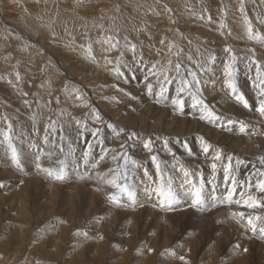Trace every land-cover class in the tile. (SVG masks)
I'll list each match as a JSON object with an SVG mask.
<instances>
[{"label":"rangeland","instance_id":"374dc122","mask_svg":"<svg viewBox=\"0 0 264 264\" xmlns=\"http://www.w3.org/2000/svg\"><path fill=\"white\" fill-rule=\"evenodd\" d=\"M187 1H191L193 4V2L197 1V0H187ZM199 1L200 0H198V2ZM206 1L207 0H201L200 4L204 3ZM249 1L253 6H257V7L254 8L253 6L252 7L246 6V7H248V9H247V12H245V13L247 14L248 18L250 17L249 19H251V21H252L253 28H256L255 29L256 31H259L260 33L264 34V32H263L264 30H262V29H264V23L260 22L261 20H264V0H260V1L259 0H249ZM55 2L48 3V5L53 4V6H54L55 4H57V11L58 12L56 13V15L54 14L53 17L56 18V21L59 24L63 18V17H60L61 18V20H60L59 16L63 15V8L62 7H64L65 3L63 1H55ZM72 2L79 4L77 0H73ZM83 2L85 4H89V5L92 3L90 6L96 4V6H95L96 8H100L99 5L103 6L106 4V1H104V0H89L90 3L88 2V0H83ZM141 4L143 6V3H141ZM32 5H33L34 10H37V11L39 10L38 3L32 4ZM48 5L43 4L44 9L47 10L48 9L47 7H49ZM61 5H62V7H61ZM206 5H208V4H206ZM206 5H204L202 7V9L206 8L208 10L210 8V7H208L209 5L208 6H206ZM223 6H226L227 9L229 7V5L225 4V3L223 4ZM214 7L216 9L219 8V6L215 5V4H214ZM20 10H23V9H20ZM42 10H43V8H42ZM18 12H19V10H17L16 13H18ZM39 13L40 12H37V14H39ZM86 13H88L91 16L94 13V15H93L94 17H95V14L96 15L99 14L97 11L96 12L91 11L90 13L89 12H86ZM79 17L80 16H76L77 21L82 22V20H80ZM2 19H4V18L0 15V22L1 23L3 22V24H5V26H6L7 22L2 20ZM228 20H229V18H228ZM14 24L17 25V23H15V22H14ZM260 27H262L261 30H260ZM79 30H83V28L82 29L79 28ZM67 31H68L67 22H63L61 32L57 31V37L60 38V34L63 32L65 37L67 38ZM69 33H71V32H69ZM71 34H73V33H71ZM209 34L215 35L213 33H209ZM4 35L5 36L0 37V51H4V54L6 56L5 60L12 63L11 64V70L12 71L9 70L7 73V76L9 77V72H10V74L12 76V77L11 76L10 77L13 78V79H11V78L8 79L6 77V79L8 81L5 79L0 80V88H1L0 89V91H1L0 95H3L0 97V117H2V119L5 118V120L4 119L3 120H4V125H5L6 129H4V130L6 131L8 124L11 123L12 129H13L12 135L14 134L13 135L14 139H15V137H17L20 134L19 139H20V137H23L24 139L28 140L27 142L25 140L27 145L30 141L29 145H31V146L34 145L33 147H35V150L38 149V150H36V152L40 151L38 155H39V157L40 156L42 157V158L40 157V159L43 163H44V161H43L44 155L42 156L41 152H42V149H44V148H46L47 153H54L58 158L60 156L59 160L55 161L53 159L51 163H48V166L49 167L51 166L50 169L54 173L56 171H58L61 167V165L58 162L63 160V161H65L64 170L66 172V175L71 174L70 172H73V177H75L73 179V181L70 180V177L66 181L62 180L63 182L68 183V185H66V184L57 185L53 181H59V180H56L54 178L49 179V177L46 179V178L42 177L41 173L38 174L37 166L36 165L34 166L32 163H30L31 160L29 158H27V152H26L24 146L22 145V148L20 149V146H18V142L15 143L17 139L13 140L15 146H17L16 148H17L18 152L20 153V155H22L20 157L22 166H24L25 168H28V170L26 169L25 173L31 172V173L35 174V177L30 178L29 180H26L27 179L26 174L19 175L18 179H20L22 181L19 182L16 185V187H13L14 190L10 191V193L15 194L17 196V200L14 201V203H13L14 205L20 202V205H23L24 207H26L25 211H28V219L32 223L28 224V222L26 223L24 221H21V223H18L20 225L17 224V228L16 227L11 228L9 226H6V224L9 223V221H6V219L2 220V217L0 216V220H2L1 222L3 224V225L2 224L0 225V231L2 230L1 232H5L6 234H9V236H11L15 232H17V231L13 232V230H11V229L17 230V229L21 228V230H22V228L24 227L22 231L26 233L29 231V229L32 230L34 233L33 237H35V238H33L30 242L27 243V245H28L27 247H25L24 249L23 248L20 249L21 251H19V249L16 250L15 246L17 244H14L13 246L9 247V249L7 251H4L6 249L0 250V255L4 253L3 254L4 256H2V258L6 257V261H5L6 263L5 264H24L25 259L27 258L26 254L29 252L30 247L31 246L33 247L35 243H40V241L39 242H37V241L39 239H41V237H42V239H44V241L50 242V240H53L54 238L57 239V241H58L59 240L58 238H59V236L61 234V230H62L61 229L60 232H58L59 231L58 227L60 226L59 224H60L61 218H63L61 220H64L63 226L72 227L71 228L72 232H70V235L72 238L70 241L72 242L73 240L74 241L76 239L77 240L75 241L76 243L73 242L74 244H72L71 242L70 243L73 246L75 245L76 248H74V251H66V250L62 251V252H52L51 251L52 254H49L47 252V250L49 249L47 246L44 248L35 247V248H33V251L31 252V254H33V256H31V257H32V260L36 262L35 264H38V263L39 264H88L91 256L89 254H86V251H87L86 249L80 250L85 243H86V246L94 245L95 243L100 242L102 237H105V235L111 234L110 238L113 242L111 243L110 247L112 248L114 245H117V243L120 245L121 239L119 238L118 234H113L111 232L112 229L126 231L125 233H123L121 235V236H125V237H128V231L131 230L132 238H134V234H136L137 240L146 236L150 232H151L152 237L154 238V243L156 244V246L153 249L154 252L150 253L147 251V249H145L143 247H138L137 249L139 251H137V249H136L135 250L136 254H134V256H135L134 261L135 262L132 260L129 264H144V261H146L148 257L155 260L156 264H177V262L175 261V259H176L175 254L176 253H175V251L172 252V249L176 245L177 246H187L188 248L190 247V250L192 251V254H193V260H191L192 264H209V263H212L209 255H213V256L218 257V259L213 264H220L218 261L220 258L222 260H224L225 264H264V239L260 238V234H259V228L264 227V219L256 222L257 223V232L253 233L251 231V228L247 226V220L246 219H242L239 215H236L235 217L233 216L234 213L243 212L245 214V217H247L248 215H260L261 217H264V210H260V209L253 210V209H248V208L244 207L243 204L227 203L226 202L227 197H228L229 192L232 189V185H231L230 181L228 183H225V181H224V167L228 162L227 158L232 157L234 175L238 181L244 182L243 184L237 186L236 193L233 195V200L234 201L238 200V199H240V195H239L240 192L245 190V186L248 182V178L252 177V182L255 183V180L257 179V174L259 172H264L262 169H260V168H262L261 166H258L254 162L241 159L236 155L233 157V155L231 153L228 155L227 153H225V150L223 148L219 149V150L215 149V147L213 146V143H211V142L208 143V142L203 141L201 139V135L199 136V139L197 141L198 144H196V142L194 143V141L191 138H187L186 137L187 135L179 136L180 138H177L174 136L172 137V135H165L168 139L170 138L168 140V143L172 142V140H177L176 143L179 146V148L181 149V150H179L181 153H179L178 155H182L184 157H187L190 162H196V163L202 164L201 167H195L192 164H188L190 166H188V168H186L189 170V172L193 173L192 179L195 181L197 186H199V182H200L199 172H202V174H203L204 188H205V189L203 188V191H202L203 203H202V205L199 206V208L196 209V208L190 206V203H191L190 201H187L186 194H187V196H189V195L192 196L191 192L185 190L188 186L185 185L184 188H182V189L179 188L180 187L179 184H181L183 182V172L178 171V169H177V172L175 171L176 168L173 167V165H175V158L173 160H171L173 156L168 155L166 153L167 151L164 150V148H163L164 145H162V144H164L163 142H164V140L166 141L167 138L163 140L159 136L156 137L154 135V133H148L145 131H136V130H134V127L131 124L126 125L125 123L120 124V122H119L118 113H120V115L122 114L119 117L120 119H121V117H123V119H125V117L128 116V115H126V111L124 110L126 108L127 109L130 108V111H131L130 114L133 113V115L139 116V118H140V113H142V112H141V110L138 111L139 108L149 107L148 109L150 110L152 107V109H155V110L160 111V112H164V111L166 112L167 111L166 114L168 115V117H170L171 119H174V120L179 119L181 123H183L187 120H189V122H191V123H198L197 121H199V119H200L199 117L203 113H200V114L198 113L199 110H201L200 105L194 106V104L193 105L188 104V102H193L192 101L193 97L191 95H189L187 93L183 94L184 95V96H182L183 101H184L183 110H179V109L175 108V106L172 104V100L175 98V97L172 98L174 93H175L173 86L176 85L178 87L179 76H185L187 74L186 70L189 69L190 67H192V64H195L194 59H191L192 61L189 60V58H187L185 60V59H181L180 55L178 56L177 61L179 63L183 64L182 69L180 70L179 76H178L177 72L175 71L174 67H173L174 69L169 68V65L167 62L164 63L162 67L160 66V68H158L156 66L155 70H156V72H159V74L155 75V78L153 77L154 78L153 79L151 75H150L151 77H148L145 69L143 68V66H144L143 65V63H144L143 58L141 56L137 57L133 54V53H137V47H136L135 52H133L131 50V47H125V43H122V41L119 40L121 43V44L120 43L118 44V45H120V48H118V47L116 48V53L119 54L118 58L113 59L110 57L111 59L109 60V65L107 66V63H106V65L103 68L100 65H97L96 68H93V67L92 68H93L94 72L96 71L95 72L96 74H98L100 76L102 75L104 77V79L107 78L106 83L107 82L113 83V80H116V78L118 80L121 79L120 80L121 83H117L115 85L113 83L110 86L107 85L108 90H106L107 86H105L99 82H98V84L96 82H92V83L87 82V84L83 83L84 81H87V78H88V76L85 77L84 71L88 70L87 68H89L91 66V64L90 63H88V64L84 63V65H83L81 63L82 59H80L79 57H77V58H79V59H77L76 56H73V57H71V61L79 64V65L77 64L78 66L75 65L76 69L74 68L73 70H75V71L77 70L76 72L80 76L79 78H76L77 80H79V82H77V85L74 88L75 96H73L72 94L68 95L66 90H62V88H63L62 86H64V85L60 84L63 81L65 83H67L65 81V79H66L65 71L62 72V80L60 78H58V81H59L58 84L54 83L53 80L47 81V79H48V77L46 76L47 72H45L43 68L37 72V76L35 78L27 79L28 76L33 75L34 73L33 72L27 73L25 70V67L22 70L20 66H17L18 65L17 61H19V59H17L18 58L17 56H22L21 47H18L17 44H14V42H13L14 40L12 41V40L8 39L7 33H5ZM210 35H205V36L211 37ZM226 35L228 36L229 40L234 45L231 48V53L225 52V51H222V52L216 51L215 56H217L216 57L217 59L214 63L215 66H214V64H211V66H213V67L210 66L211 71H204V72L196 71L200 80H201L202 92L199 95L201 96V98L203 97V100L205 99L204 101L207 100L209 107L212 108L214 111H216L217 114L219 113L218 115L221 117V120L216 122L218 124L211 123V126H216V127H219L220 129H224V130H227L228 132H231V129L232 130L240 129V123L241 122H243V123L246 122L245 124L246 125L248 124L247 125V131L244 133L240 132V134H238L236 136H239V138H241L242 140L245 141V138H242V137H250L252 139L253 135H251V134L254 133L256 130H259L260 135L263 136V138H264V117H262L259 114V112L256 111V108L258 107V100L260 99V97L258 96V89L255 87V83L257 82V79H256L257 74L255 71V69L257 68V64L253 62L254 60L258 61V59H257L258 54L260 55V57H264V55H263L264 54V42L253 41L254 43L253 42L250 43L252 50H247L246 48L241 50L239 47H235V46H239L238 44L243 45L244 42L235 40L234 36L231 35V32L229 34V31H227V30H225V36ZM42 36L43 35L40 34L39 37H37V39H39V41H40L41 38H43L41 41L45 42L44 39L45 40H47V39L45 37H42ZM95 36L96 35L92 36L93 39L89 38L88 40L85 41L87 44L89 43V45L86 46L87 53L84 51L83 55L79 54L78 56L84 57V54H85L86 55L85 58H87L93 62H100L99 60L101 57L106 58L105 50L110 49V47L107 44H105V45L102 44V42L99 40L101 37V36H99V34H97L96 37ZM205 36L202 40L209 41L211 39V38L206 39ZM19 37L22 39L21 36H19ZM54 37L56 38V36H54ZM215 37H216V35L214 36V38ZM14 38L16 40V36ZM24 38L28 41L31 40V39L29 40L28 37H24ZM122 38H124V39L132 38V40H135V39H133L134 37H131V35H129V34L123 35ZM192 38L195 40H199L198 37H192ZM217 38L219 40V43L223 40L222 35L217 36ZM90 40L92 42H90ZM96 41H99L100 44H97ZM60 43H65V41L63 40ZM50 44H51L50 40L45 42L46 47L53 49V51L57 50V48L52 47ZM251 44H253L254 46L256 45L257 49H256V46L254 47ZM89 46L91 47V50H92L91 54L88 51ZM208 46H209L208 47L209 48L208 53H210V48H212V47L210 45H208ZM254 50L259 52L255 56L252 55ZM63 51H66L63 54L67 53V50H60L61 53ZM126 52H128L127 53L128 55L126 54ZM242 52L245 53V55ZM260 52L262 55L260 54ZM179 53L180 52H177V54H179ZM248 53H250L251 56H248L247 55ZM233 54L235 56L237 55L235 67L237 69L236 77L238 79L235 78L236 83H239V82L243 83V85L237 84V87L240 86L238 89L240 92H242L244 94V96L248 100L249 104L252 105V110L244 108L242 104L238 103L227 87L226 76H225L223 67H225V65H224L225 63H228L230 61L231 56ZM67 55H65V56H67ZM89 55H91L92 57L98 56L99 60L98 61L93 60L91 58V56H89ZM162 55H164V54H162ZM239 55H241V56H239ZM23 56H25V55L23 54ZM204 56H206L205 59L208 61V57H209L208 54H205ZM204 56H202V57H204ZM219 56H220V58H218ZM260 57H258V58H260ZM72 58L76 59V60H73ZM53 59L55 61L58 60L55 57H53ZM124 59H129V61H127V64L129 65L128 67L131 66L130 68H128L129 71H127L126 73H125L126 69L118 68L119 64ZM6 61H4V59L1 60V62H4V63H7ZM171 61H172V65L174 66L176 64V61H174L173 58L171 59ZM251 61H252V63H251ZM260 61H259V66H260V68H262V71H264V68H263L264 64L260 65V63H264V58H262ZM222 62H224V63H222ZM31 63H34V62H31ZM150 63H151V61H150ZM243 63H244V65H243ZM248 63L249 64L251 63L250 64L251 66H248L249 65ZM80 64H81V66H80ZM132 64H134V65H132ZM112 65L115 68L114 69L115 71L117 69H119L120 71L123 70L122 71L123 73H120L121 76H120V74L113 72L114 70L110 69V67ZM222 65H224V66H222ZM28 67L32 69V67L30 65H28ZM37 67H39V65ZM81 67L84 69H82ZM78 69H80V70H78ZM217 69H219V70H217ZM247 69H250V70L248 71ZM101 71L103 72L102 74H101ZM134 71H136V72H134ZM69 72L72 75H74L72 72V69L69 70ZM161 72H163V74L168 76L169 79L171 80V83H167L163 86L164 88L167 89V91H170L169 92L170 94H173V95H171V97L167 96V95H165L166 98H164V97L159 98V97H155V96L152 97L151 96V92L154 93V91L155 92H157V91L154 89L149 90L148 85L152 83L151 84L152 87H158V88L162 87L161 84L155 83L156 78L160 79V77H161L160 73ZM240 72L244 77L240 74ZM253 72H254V74H253ZM14 73H16V74H14ZM127 73H129V75ZM171 73H174V74H171ZM17 74H19V75L17 76ZM82 75H83V77H82ZM131 75H133L135 79L132 78ZM240 75L243 78H241ZM245 75H246V77H245ZM143 76H144V79H147V80L150 79V80L145 81V84L143 83L141 86V83H142L141 81L143 80ZM51 77H53V74H51ZM127 77L130 78V82L127 80ZM137 77L140 79H138ZM247 77H248V79H247ZM250 77H251V79H250ZM80 79H81V81H80ZM122 79L126 80L127 82L125 81L123 83ZM188 79H191V78L188 77ZM42 82H44V83H42ZM94 83L96 84L95 86H94ZM126 83H129V84L127 85ZM91 84H93V86H91ZM122 84H124V85H122ZM211 84H214V85L216 84L215 85L216 87H214L215 89H213V87L210 86ZM125 85L127 87H125ZM129 85L131 87H129ZM134 85H135V87H137L139 89V93H136L133 91ZM144 85H146V87H144ZM4 87L5 88L8 87V88L5 89ZM67 87L69 89H71V84L69 83V85ZM140 87H142V88H140ZM204 87H205V89H204ZM242 87H245V88H242ZM100 89H102L103 91ZM125 89H126V92H124ZM240 89H243V90H240ZM146 90H148V91H146ZM61 91H63V92H61ZM77 93L79 94V97H80L79 99H77ZM113 93H114V95H113ZM155 94H157V93H155ZM103 95H104V97H103ZM203 95H205V96H203ZM17 96H19V99L17 98ZM101 96H102V98H101ZM114 96H116V97H114ZM106 97H108L107 98L108 101H107ZM216 97H218V98H216ZM60 98H62V99H60ZM209 98H211V99H209ZM212 98H213V100H212ZM207 101L205 103H207ZM220 101L223 103H221ZM225 101L231 103L232 106L234 108L238 109L239 111L244 110L245 115L237 113V112L233 113L232 110H230L229 108H227L225 106ZM25 102H27V103H25ZM63 102H64V104H63ZM139 102L141 105H139ZM58 103H59V105H57ZM101 103L103 105H101ZM216 103H218V104H216ZM42 104L46 106L45 107V113L46 114L47 113L52 114V115L49 114V116L51 115L50 117L53 119L52 121H51L50 117H49V119H45L44 118L45 116L43 117L44 109H42L43 108ZM132 104H134V105L131 106ZM56 105L58 106L60 113L56 112V111H58V108H56L57 107ZM113 105L114 106L117 105V107L120 106L119 108H117L115 106L117 111H119V112H117L116 115H115V113H113L114 115L110 114L111 113L110 109L107 110L109 106L114 107ZM214 105L215 106L217 105L218 108H217V106L215 107ZM104 106L107 109H105ZM132 107H134V108H132ZM115 108H113V109H115ZM120 108H121V110H120ZM163 109H165V110H163ZM93 110H95V112L99 113V119L94 118L95 112ZM133 111H135V112H133ZM55 112L57 114H55ZM150 114H155V113L151 112ZM3 115H4V117H3ZM63 115L65 116L64 122H66V127H64V130L61 132V130H60L61 127L58 128L57 124H56V127L53 130L50 127V125H52L53 122L56 123V120L61 119V117H63ZM186 116H188V117H186ZM241 116L243 117V119L241 118ZM248 116L250 119H248ZM33 117H35V120L33 119ZM42 117L45 119V121ZM151 118L152 119L156 118V115H151ZM151 118L149 115L147 117V121H150ZM54 119H56V120H54ZM179 120H177V121H179ZM228 120H232L233 123L229 124ZM41 121H44V122H42L43 126L40 125ZM31 124L34 127H31L30 126ZM45 124H48V125H45ZM112 124H113V126H112ZM82 125H86V127H82ZM109 125H110V127H109L110 129L106 130ZM117 126L120 127L121 130H124L122 138H124L126 140V142H128V143L121 142L119 140H117V143H115L116 141L114 140L113 132H114L115 128H117ZM128 126H130V127H128ZM43 128H44V130L42 133L40 131H42ZM48 128H49L50 132L48 131ZM25 129H27V130H25ZM33 129H35V130H33ZM97 129H99V132L97 133L96 136H93L92 133ZM110 130L113 131V132H111V134L109 132ZM67 131H71V134L69 135L70 136L69 139H66L64 137L65 134L63 135V133H66ZM130 132H132V133L135 132V135H133ZM146 133H148V134H146ZM231 133H234V132H231ZM256 133H258V132H256ZM21 134H22V136H21ZM39 134H42V135L44 134L43 137L46 136V134H47L48 135L47 137L49 138V143L45 144V140H44L45 137L43 139L42 135H39ZM49 134H51V135H49ZM30 135H33L34 138L31 137L33 140L31 138H29ZM144 135H147V137L149 135L151 137L153 152L148 150L149 152L147 151V153H145L146 155H144L142 158H135V153L141 154V152H140L141 149L144 151L143 145L141 143L142 141L141 142L139 141L141 136H144ZM260 135H258V136L260 137V139H262ZM56 136H57V138H56ZM74 136L76 138H74ZM137 136H139V137H137ZM226 137L234 138L235 136L234 137L233 136H226ZM72 138L74 139V141ZM117 138L118 137H116V139ZM42 139L44 141H42ZM186 139L188 140V142L186 141ZM260 139L257 142H259ZM3 140L4 139L0 138V142H2ZM67 140H68V143H66ZM100 140H103L102 144L99 143ZM59 141H60V143H59ZM110 141H112V143ZM134 141H135V143H134ZM159 141H160L161 145L159 144ZM33 142L36 143V145ZM40 142H42L44 145H42ZM124 143H125V146H124ZM204 143H207L211 146L208 153H204V151H203ZM57 144H59V146H57ZM88 144H91L93 146V148H92V155L89 158V162H88V164L85 165V162H84L83 158H81V155H83V153L87 150ZM106 144H109V145L106 146ZM61 145L63 146L64 150L63 151L60 150L59 151L60 154L57 155V153L55 152L54 149H56V148L60 149ZM137 145L139 146V148L136 147ZM169 145H171V144H169ZM167 146H168V144H167ZM197 146H199V147H197ZM5 147H7L6 144H5V146H4V144H2L0 146V148H1L0 149V157H3V158L5 157L6 154H4L5 152H3L6 150V149H3ZM140 147H141V149H140ZM175 147H177V146H175ZM2 149H3V151H2ZM189 149L191 150V154L189 153ZM131 151H132V153H131ZM102 152H106L107 155L105 156V159L103 161H100L99 156L102 154ZM123 152H125V153H123ZM216 152H220L222 154V158L220 161H215L217 164V169L215 172H213L212 168L209 167L208 164L206 163L207 160L206 161L202 160V158H203L202 156L204 155V157H207V158H209L208 160H210V159H213ZM175 153H177V152H174V154ZM2 154H3V156H2ZM194 154H196V155H194ZM113 155H116L118 157V159L116 161H113L111 159V156H113ZM124 155H127L128 157H130L133 160L136 159L135 161L141 162V163L137 162V167L132 165L133 169H132L131 163H129V165H128V172H129V178H130L128 182L131 185L135 186L136 198H137V202L139 204L145 203V202H143L145 197L162 199L154 191V189L157 187L156 186L157 183L159 182V174L157 173V170H156V162H159L161 164V166H164L166 169H172V168L174 169V171L172 173H170L169 175L173 177V181H174L173 187L178 193L179 200L187 201L186 203H184V205L185 206L189 205L188 209L192 208L194 210V212L191 214H187V213H183V212L178 213L179 208L173 209L175 207V204H174L171 207L172 210H170V212H173V213L166 214V213H164V209H168V208L161 207V203H158V205H157L158 214L157 215H156V213L151 214V210H153V207H151V208L150 207H147V208L143 207V209H144L143 210L141 204L139 205V206H141V210L139 207V208H137V211L135 210V212H130V213H122L123 211L121 213L112 212V215L113 216L115 215V217H111L108 219H103L100 216L101 213H100V215H97L99 212H101V211H98L99 209L102 210V207L103 208L106 207L105 204L102 205V207H101L95 201L89 202L91 199L87 198L79 188H75V185L77 183H80V185H82V186L83 185L89 186L86 184L85 179L89 180L90 178H92V177H89V176H92V174L85 171V168L87 165L91 166V164L93 162H97V168H99V166H101V167L106 166L108 168V170L104 171L103 174L104 175L106 174L105 176H109L110 173L113 174V170H116L118 167H121V168L123 167V156ZM151 155L157 157L156 162H154L152 160ZM178 155H176V156H178ZM146 158H147V160H146ZM197 158H198V160H197ZM238 160L241 161V163H239L237 165L236 162ZM161 162H163L164 164ZM39 163L40 162H38V164ZM76 163L78 165H81L82 167H80V168L75 167ZM178 163H180V162H178ZM166 164H167V166H166ZM42 165H45V164H42ZM42 165H41V168H43ZM56 165H57V167H56ZM27 166H29V167H27ZM145 169H147L148 175L144 174ZM165 176H167V175H165ZM149 177H151V180L149 179ZM134 180H135V183H134ZM152 181H156V183H153ZM27 182L29 184L26 185ZM91 187L92 186H89V188H91ZM25 189H26V191H25ZM146 189L147 190L149 189L148 191L150 193L145 192ZM112 191H113L112 192L113 194H111L110 196L115 195L118 197V199H120L119 197L122 198L126 195V194L122 195L120 190L116 189V187H113ZM251 191L253 194L259 195V193H255V192H257L255 188H253ZM110 200L111 199L109 198L106 203L112 204L111 205L112 208H115L114 206H116V204H119L116 202H114V204H113V201L111 200L112 201V203H111ZM213 202H215V205H216L215 207H212ZM156 204H157V202H156ZM155 207H156V205H155ZM159 208H161V209H159ZM210 208L213 209V211H216L217 213L222 212L223 210H225V211L229 210V213H230L229 221L236 226L233 228L234 233L236 235H238V232H236L235 229H237V228L240 229L242 232V237L244 240H242L241 237H237L236 241L232 245H230L229 241L225 237H223L222 235L219 234L221 232L220 228H222V224L221 223L219 224L215 221V219H217L216 217L218 216V214H216L215 216H212V218L208 217L209 215H212L211 212H213V211H210L211 210ZM58 210H63L65 212V215H64V213H61L62 215L59 214L57 216V214L60 213V212H57ZM110 210H111V208L107 212H110ZM115 210H117V208H115ZM155 211H156V209H155ZM72 212H75L76 214L72 213ZM136 212H138L139 214L138 213L136 214ZM15 213L18 214L20 216V218H22L21 214H19L17 212H15ZM81 213L87 214L86 217L80 215ZM222 213H224V212H222ZM69 214H71L70 218H68ZM27 225L30 227H28ZM107 226H109L111 228H108ZM7 227L9 229L5 230V228H7ZM56 229H57V232H55ZM42 230L45 231V235L43 234ZM78 230L81 233L86 232L87 236L75 235V233ZM225 232H226V230H225ZM41 235H43V236H41ZM38 236H40V238H38ZM83 237H85V238H83ZM252 238H255V239H252ZM42 239H41V241H43ZM161 242L165 246H162L160 244ZM244 242L248 243L247 252L243 251L244 245L241 243H244ZM30 244H31V246H30ZM39 245H41V244H39ZM119 245L116 246V253H119L122 250L121 248H119ZM0 247H2V246L0 245ZM111 248H110V250H111ZM165 248L170 249L169 253L172 252L174 254H164V251L162 249H165ZM180 249H181V251L183 250L182 247ZM234 249H237V251H235ZM238 250H239V253H238ZM111 251H114V250H111ZM5 252H7V253H5ZM121 255H122V253H121ZM87 257H88V261L86 259ZM181 261H183V260H181ZM106 264H108L107 261H106ZM222 264H224V263H222Z\"/></svg>","mask_w":264,"mask_h":264},{"label":"bare ground","instance_id":"6f19581e","mask_svg":"<svg viewBox=\"0 0 264 264\" xmlns=\"http://www.w3.org/2000/svg\"><path fill=\"white\" fill-rule=\"evenodd\" d=\"M55 1H63L65 3L64 7H62V5H61V7L63 8V15H61L62 14L61 13L60 14L61 16H59V18L60 17H63V18H62V21L59 24L56 21V18L53 17L54 14L56 15V13L58 12L57 11V4H55L54 6H53V4L52 5H48V3H52V2H55ZM66 1L65 0H0V15L4 18L2 20H4V21L7 22L6 26H5V24H3V22L2 23L0 22V37L5 36L4 34L7 33L8 39H10L12 41L14 40L13 41L14 44H17L18 47H21L22 56H17L18 57L17 59H19V61H17L18 62V65L17 66H20L22 70L25 67V70H26L27 73H32V72L34 73L33 75L28 76L27 79H33V78H35L37 76V72L43 68L44 71L47 72L46 73V76L48 77L47 81H50V80L52 81L53 80L54 83H57L58 84L59 83L58 78H60L62 80V72L65 71V73H66V79H65V81L67 83H65L63 81L60 84H63L64 85V86H62L63 87L62 90H66L68 95L72 94L73 96H75L74 88L77 85V82H79V80H77L76 78H79L80 77L77 74V72H76L77 70L76 71L73 70L75 68V65L78 64V63H75V62L71 61V57H73V56H76V58L79 57L80 59H82V62L81 63L83 65H84V63H87V64L90 63L91 64V66L89 68H87L88 70H85L84 71L85 77L88 76V78H87V81H84L83 83H86L87 84V82H89V83L96 82L98 84V82H99V83H101V84H103L105 86H107V85L110 86L113 83H114V85L117 84V83H121V81H120L121 79L118 80L117 78H116V80H113V83L112 82H107L106 83L107 78L104 79V77L102 75L100 76V75H98V74L95 73L96 71L95 72L93 71V68H96L97 65H100L103 68L106 65V63H107V66L109 65V60L111 58H113V59L114 58L115 59L118 58L119 54L116 53V48L117 47L120 48V45H116L115 48H110V49L105 50L106 58L101 57L100 60H99V57L98 56L92 57L91 55H89V56H91V58L93 60H97V61L99 60L100 62H93V61L85 58V56H86L85 54H84V57L83 56H78L79 54H82L83 55L84 51L87 53L86 46L89 45V43L87 44L85 41L88 40L89 38H92L93 39L92 36H94V35L97 36V34H99V36H101L99 40L104 45L107 44V43H105V41L107 40L108 37H113L114 39H117L118 38L119 40L122 41V43H125V44L127 42L129 44V47H130L131 44H135L137 46V53H133V54L135 56H137V57H140L141 56L143 58V62H144L143 63V65H144L143 68L145 69L148 77H151L152 76V78L153 77L155 78V75H153V66L154 65H155V67L157 66L158 68H160V66L162 67L164 63H166V62L168 63L172 58L177 63L178 62L177 60H178V56L179 55L181 56V59H185L186 60L189 56H191L192 59H194L195 64H192V67L189 68V69H191L193 71H201V68L197 67V62H199L203 67H208V61L205 59L206 56H204L205 54H208V56L209 55H216V51L217 52L218 51L222 52V51H225V48H232V46H234L233 43L229 40L228 36L227 35L225 36V30H227V31L230 30L231 35L234 36L235 40L244 42L243 45L238 44L239 46H235V47H239L241 50H243L245 48L247 50H252L251 49V46H250V43L253 42V41H256V40H249L247 38L246 25H245V22H244V14L239 11V6H240V3H241V0H207L206 2L201 3V4H200V1L201 0L199 2H198V0L197 1H194L193 4H192L191 1H187V0L186 1L185 0H108V1L107 0H104V1H106V4L103 5V6H101V5L98 4L100 6V8H96L95 7L96 4L95 5H92V6H90L92 3L90 5L89 4H85L83 2V0H80L79 4H76L75 2H72L73 0H66ZM88 2H89V0H88ZM35 3H38V5H39V10L38 11L33 9V5L32 4H35ZM141 3H143V6H142ZM224 3L229 5L228 9L226 8L227 5L226 6H223ZM243 3H244V7H245V12H247V9H248L249 6L250 7L253 6L250 3L249 0H243ZM43 4L49 6V7H47L48 8L47 10L44 9ZM206 4H208L209 6L206 5ZM214 4L215 5H218L219 8L216 9L214 7ZM204 5H206V6L210 7V8L208 10L206 8H203L202 9V7ZM40 6L43 8V10H42V8ZM246 6H248V7H246ZM253 7L256 8L257 6H253ZM20 9H23V10H20ZM169 9L171 11H169ZM17 10H19L18 13H16ZM91 11H95V12L97 11L99 14H97V15L95 14V17H94L93 16L94 13L92 14V16L89 15L88 13H86V12H89L90 13ZM37 12H40V13L37 14ZM76 16H80L79 18H80V20H82V22L77 21ZM209 16H211V20L208 19ZM201 17H203V19H201ZM228 18H229V20H228ZM60 20H61V18H60ZM14 22L17 23V25L14 24ZM63 22H67V29H68V31H67V38L65 37V35H64L63 32L60 34V38L57 37V31H60L61 32ZM222 22L227 25L226 28H221L220 25H221ZM79 28H81V29L83 28V30H79ZM261 28L262 27H260V30H261ZM255 29L256 28H254V30ZM262 30H264V29H262ZM69 32H71L73 34H71ZM209 33L215 34L216 37L214 38L215 35H210ZM40 34L43 35L42 37H45L47 39V40L44 39L45 42L48 41V40H50V43H51L50 45L52 47L57 48V50H54L53 51V49H50L49 47H46L45 46V42L41 41L43 38H41V40L39 41V39H37V37H39ZM127 34L131 35V37H134L133 39H135V40H132V38H130V39H124V38H122L123 35H127ZM205 35H210L211 37L205 36ZM219 35H222V37H223V40L220 43H219V40L217 38V36H219ZM15 36H16V40L14 38ZM19 36H21L22 39ZM23 36L24 37H28V39L29 40L31 39V40L28 41ZM54 36H56V38ZM204 36H205L206 39H210V38L211 39L209 41L202 40L204 38ZM192 37H198L199 40H195ZM63 40L65 41V43H60ZM161 40L164 41L163 44L161 43ZM90 42H92V41L90 40ZM96 42H97V44H100L99 41H96ZM208 45H210L212 47V48H210V53H208L209 52V48H208L209 46ZM251 45H253V44H251ZM256 49H257V46H256ZM60 50H67V53L66 54H63L66 51H63L61 53ZM177 52H180V53L177 54ZM127 53L128 52H126V54ZM245 53H243V54L245 55ZM258 53L259 52H257V51L254 50L253 53H252V55L255 56ZM0 54H1L0 55V80L1 79L7 80L6 77L8 79H10L12 77L11 74H10V72H9V77L7 76L8 71L11 70V64L12 63L5 60L6 56L4 54V51H0ZM23 54L25 56H23ZM162 54H164V55H162ZM260 54H261V52H260ZM65 55H67V56H65ZM247 55L248 56H251L250 53H248ZM202 56H204V57H202ZM239 56H241V55H239ZM53 57H55L59 61L58 60L55 61L53 59ZM258 57H260L259 54H258ZM258 57H257L258 62L262 58H264V57H260V58H258ZM79 58H77V59H79ZM218 58H220V56ZM2 59H4V61H6L7 63L1 62ZM73 60H76V59H73ZM127 61H129V59H124L123 61H121V63L118 66V68L126 69L125 70V73L127 71H129L128 68L131 67V66L128 67L129 65L127 64ZM150 61H151V63H150ZM31 62H34V63H31ZM222 63H224V62H222ZM251 63H252V61H251ZM226 64L227 63H225L224 65H226ZM250 64L248 66H251ZM261 64L263 65L264 63H260V65ZM28 65H30L32 67V69L29 68ZM38 65H39V67H37ZM132 65H134V64H132ZM224 65H222V66H224ZM243 65H244V63H243ZM80 66H81V64H80ZM182 66H183V64H182ZM214 66H215V64H214ZM211 67H213V66H211ZM71 69H72V72H73V74L75 76L72 75L69 72V70H71ZM82 69H84V68H82ZM110 69L114 70L115 68L112 65L110 67ZM172 69H174V68L172 67ZM223 69H224V67H223ZM78 70H80V69H78ZM217 70H219V69H217ZM247 70L249 71L250 69H247ZM261 70H262V68H261ZM122 71L119 70V74L120 73H123ZM255 71H256V69H255ZM113 72H116L117 73V71H115V70ZM134 72H136V71H134ZM201 72H204V71H201ZM102 73L103 72L101 71V74ZM14 74H16V73H14ZM51 74H53V77H51ZM127 74L129 75V73H127ZM157 74H159V72H157ZM171 74H174V73H171ZM240 74H241V72H240ZM253 74H254V72H253ZM120 76H121V74H120ZM242 76H241V78L244 77V76L243 77ZM82 77H83V75H82ZM129 77H127V80L130 82V78L131 77L134 78V76L131 75V77L130 78ZM245 77H246V75H245ZM235 78H237V77H235ZM11 79H13V78H11ZM138 79H140V78H138ZM247 79H248V77H247ZM250 79H251V77H250ZM148 80H150V79H148ZM148 80L147 79H144V76H143V80L141 81L142 82L141 83V86H142L143 83L145 84V81H148ZM80 81H81V79H80ZM125 81L126 80H123V83ZM42 83H44V82H42ZM69 83L71 84V89H69L67 87L69 85ZM155 83L156 84H161L162 86H164L165 83H164L163 75H161L160 79H157L156 78L155 79ZM241 83L239 82L237 84L243 85V83L242 84ZM126 84L128 85L129 83H126ZM95 85L96 84L94 83V86ZM122 85H124V84H122ZM215 85L214 84H211L210 86L213 87V89H215L214 88V87H216ZM91 86H93V84H91ZM108 86H107L106 90H108ZM125 87H127V86L125 85ZM129 87H131V86L129 85ZM133 87H134V90L133 91L136 92V93H139V89L137 87H135V85ZM144 87H146V85H144ZM7 88H5V89H7ZM140 88H142V87H140ZM173 88H174V92H175L174 95L173 94H170L169 93L170 91H167V89H166V91L164 92V94L162 96L161 95V87H159V88L158 87H151V89H154V90L157 91V92L154 91V93L150 91L151 92V96L152 97L155 96V97H159V98H162V97L166 98L165 95L170 96V97H171V95H173L172 98L175 97L174 99H176V96H177V92H176L177 86L174 85ZM242 88H245V87H242ZM204 89H205V87H204ZM100 90H102V89H100ZM240 90H243V89H240ZM146 91H148V90H146ZM61 92H63V91H61ZM124 92H126V89H125ZM155 93H157V94H155ZM183 94L184 93L181 94V98L182 99H183L182 96H184ZM113 95H114V93H113ZM205 95H203V96H205ZM1 96H3V95H0V97ZM103 97H104V95H103ZM114 97H116V96H114ZM17 98L19 99V96H17ZM101 98H102V96H101ZM107 98L108 97H106V99ZM216 98H218V97H216ZM60 99H62V98H60ZM202 99H203V97H202ZM209 99H211V98H209ZM212 100H213V98H212ZM107 101H108V99H107ZM192 101L193 102H188V104L189 105H193L194 104L193 98H192ZM221 103H223V102H221ZM63 104H64V102H63ZM206 104H208V101H207ZM216 104H218V103H216ZM57 105H59V103ZM101 105H103V104L101 103ZM133 105L134 104H132L131 106H133ZM139 105H141L140 102H139ZM115 106L117 107V105H115ZM115 106L114 107H110V108L108 107V109L105 108V106H104V108L107 109V110L110 109V111H111L110 114L115 113V115H116L117 112H119V111H117V109L115 108ZM225 106L227 108H229L230 110H232L233 113L234 112H237V113H240V114H244L245 115V111L244 110L243 111H239L238 109L234 108L231 103H229L227 101H225ZM45 107L46 106L43 105V108H42V109H44L43 117L45 116L44 117L45 119H49V117L52 114L49 113V114H51L50 116H49L48 113L46 114L45 113ZM119 107H117V108H119ZM56 108H58V106ZM113 108H115V109H113ZM132 108H134V107H132ZM148 108L149 107L139 108L138 111L141 110V112H142V113H140V118H139V116L133 115V113L130 114V112H131L130 111V108L124 109L126 111V115H128V116H126L125 119H123V117H121V119H120L119 117L122 114L120 115V113H118V119H119L120 124L121 123H125L126 125L127 124H131L134 127V130H136V131H145V132H148V133H154V135L156 137L159 136L163 140L167 138L165 135H172V137L174 136V137H177V138H180L179 136L187 135L186 136L187 138H191L194 141V143L196 142V144H198L197 141L199 139V136L201 135V139L203 141H205V142H208V143L211 142V143H213V146L215 147V149H218L219 150V149H222L223 148L225 150V153H227L228 155L231 153L233 155V157L236 155V156H238L241 159L254 162L258 166H261L262 168H260V169H262L264 171V164H261V162H260V158L261 157H264V138H263V136L260 135L259 130H256L255 132L253 131L254 133L251 134V135H253L252 139L250 137H242V138H245V141H244L241 138H239V136H236V135L240 134V130L239 129H237V130L236 129H234V130L231 129V132H234V133L228 132L227 130L220 129L219 127L211 126V123H209V121H207V120L199 119L201 116L198 118L199 119V121H197L198 123H191V122H189V120L181 123L179 119H177V120H179V121H177V120H174V119H171L170 117H168V115L166 114L167 111L166 112L165 111L164 112H160V111H157L155 109H152V107H151L150 110ZM217 108H218V106H217ZM120 110H121V108H120ZM163 110H165V109H163ZM56 112L60 113L59 112V108H58V111H56ZM56 112H55V114H57ZM133 112H135V111H133ZM151 112H153L155 114H150ZM198 113L199 114L202 113V110H199ZM149 115H150V118H151V115H156V118L152 119L154 117L153 116L150 121H147V117ZM3 117H4V115H3ZM186 117H188V116H186ZM64 118H65V116L63 115V117H61V119H59V120L54 119V120H56L55 127H56V124H57V127L58 128L61 127V129H60L61 132L64 130V127H66V122H64V120H65ZM241 118L243 119L242 116H241ZM3 119L5 120V118H3ZM3 119H2V117H0V136H1L0 138H2V139H4L3 133L5 131L4 129H6V127L4 125V120ZM45 119H44V121H45ZM248 119H250L249 116H248ZM52 120L53 119L51 118V121ZM44 121H41L40 125L43 126L42 122H44ZM244 123H246V122H244ZM216 124H218V123H216ZM45 125H48V124H45ZM30 126L31 127H34V126H32V124ZM112 126H113V124H112ZM109 127H110V125L107 127L106 130H109L110 129ZM128 127H130V126H128ZM35 129H33V130H35ZM25 130H27V129H25ZM43 130H44V128L42 129V131H40V130L39 131L43 133ZM48 131H49V128H48ZM109 132L111 134V132H113V131L110 130ZM256 132H258V133H256ZM123 133H124V130H121L120 127L117 126V128H115V130L113 132L114 140L116 141L115 143H117V140H119L121 142L128 143V142H126V140L124 138H122ZM130 133H132V132H130ZM148 133H146V134H148ZM64 134H65L64 137L66 139H69V137H70L69 135L71 134V131H67L66 133H63V135ZM134 134H135V132H134ZM19 135L17 137H15V139L13 137V140H16L17 139L15 143L18 142V146H20V149L22 148V145L24 146V148H25V150L27 152V158H29L32 161V162L30 161V163H32L34 166L35 165L37 166L38 162H40L39 164H41V165L42 164H45V165H42L43 168L37 169L38 174L41 173L42 177H44L46 179L48 177H49V179H52L53 177L48 176L47 172L46 171L43 172L42 169H50L51 166L49 167L48 166V163H51L53 159L55 161L56 160H59L60 159V156L58 158L54 153H52V155L49 156L48 153L46 152V148H44V149H42V152H41V155L42 156L44 155V158H43L44 163H43L41 161V159H40L41 156L39 157V155H38L40 151L36 152V150H38V149L35 150V147H33L34 145L33 146L29 145L30 141L28 143V145H29L28 146L27 143H26L28 140L24 139L23 137H20V139H19ZM33 135H30L29 138L33 137ZM39 135H42V134H39ZM43 135H42V137H43ZM49 135H51V134H49ZM149 135H148V137H147V135L141 136L140 140L138 139L140 142L142 141L141 142L142 145H144V143H146L147 141L151 140V137ZM258 135H260L262 139H260V137ZM21 136H22V134H21ZM226 136H233V137L235 136V137L234 138H228ZM44 137H43V139H44ZM116 137H118V138L116 139ZM137 137H139V136H137ZM56 138H57V136H56ZM74 138H76V137L74 136ZM43 139H42V141L45 140V139L44 140ZM169 139L168 138L166 139L168 146H167V144H165V140L163 142L164 144H162V145H164L163 148H164V150L167 151L166 153L168 155H170V156H173L171 160H173L175 158V168H176L175 171L176 172H177V169H178V171H182L180 165H183L185 169L188 168V166H190L188 164H192L195 167H201V165H202L201 163L190 162L187 157H184L182 155H178L179 153H181L179 151L181 149L179 148V146L176 143L177 140H172V142L168 143V140ZM259 139H260V141L257 142ZM25 140H26V142H25ZM73 141H74V139H73ZM186 141L188 142L187 139H186ZM110 142L112 143V141H110ZM40 143L42 145H44L42 142H40ZM47 143H49V138H48V142H45V144H47ZM59 143H60V141H59ZM66 143H68V140H67ZM125 143H124V146H125ZM134 143H135V141H134ZM2 144H4V146H5L6 143H0V146ZM34 144L36 145V143H34ZM159 144L161 145L160 141H159ZM169 144H171V145H169ZM108 145L109 144H106V146H108ZM57 146H59V144H57ZM175 146H177L178 148L175 147ZM136 147L139 148L138 145ZM197 147H199V146H197ZM143 148H144V146H143ZM3 149H6V150L3 151ZM3 149H2V151L5 152L4 154H6V155H5L4 158L3 157H0V216L2 217V220L3 219H6V221H9V223H7L8 225L6 224V226H9L11 228H15V227L17 228V224L18 223H21V221H24L26 223L28 222V224L29 223H32V222L28 219V211H25V208L26 207H24L23 205H20V202L17 203V204H15V205L13 204L14 201L17 200V196L15 194L10 193V191H13L14 190L13 187H16V185L19 182L22 181V180L18 179V176L19 175L26 174V176H27V179L26 180H29L30 178L35 177V174H33L31 172L30 173H25L26 172V169L28 170V168H25L24 166H22V164H21V167L17 168L11 162V152L10 151H7V147H5ZM140 149H141V147H140ZM54 150L57 153V155L60 154L59 153L60 149L56 148ZM147 151H148V149H146V148H144V151L141 149L140 150L141 154H136L135 153V158H142L144 155H146L145 153H147ZM151 152H153V150H151ZM174 152H177V153L174 154ZM123 153H125V152H123ZM131 153H132V151H131ZM176 155H178V156H176ZM194 155H196V154H194ZM2 156H3V154H2ZM21 156L22 155H20V157ZM202 157H203L202 160H205V161L207 160L206 163L208 164L209 167H211L212 163H216L213 159L208 160L209 158L204 157V155ZM81 158H83V160H84L83 155H81ZM111 159H112V156H111ZM146 160H147V158H146ZM197 160H198V158H197ZM177 161L180 162V163H178ZM137 162L141 163L140 161H137ZM161 163H163V162H161ZM166 166H167V164H166ZM27 167H29V166H27ZM56 167H57V165H56ZM75 167H79L80 168L82 166L81 165H78L76 163V166ZM100 167L101 166H99V168H97V167L96 168H92L91 166H88L87 165L86 168H85V171H87V172H89V173L92 174V176H89L88 175L89 177H92V178H90L89 180H86L85 179L86 184L89 185V186H92L91 188H89V186H86V185H83L82 186V185H80V183H77L75 185V188H79L82 191V193L87 198H90L91 199L89 202L95 201L101 207H102V205L105 204L106 207H104V208L102 207V210L99 209L98 211H101V212H99L97 215H100V213H101L100 216L103 219H108V218H111V217H115V215L114 216L112 215V212H118V213H121L122 211H123L122 213L135 212V210L137 211V208H139V207H140V210H141V206H142V209H143V207L144 208H147V207H150L151 208V207H153V210H151V214H153V213H156V215L158 214L157 205H158V203H161V199H159V198L155 199V198H152V197H145L144 200H143V202H145V203L144 204L140 203L141 206H139L140 204L137 202V198H136L135 205H133L132 202L128 199V197L125 195L122 198L119 197L120 198L119 199V204H116V206H114L115 208H117L118 211L115 210V208H112V206H111L112 204H109V203L107 204L106 203L107 200L111 197L110 195L113 194L112 193L113 192L112 191V188L114 186L107 183V179H111L112 173H110L109 176H105L106 174L104 175L103 172L106 171V170H108V168L106 166L101 167V168ZM135 167H137V165ZM132 169H133V166H132ZM161 169L163 170L164 174L167 175V176L174 171L173 168L172 169H166L164 166H161ZM186 170H188V169H186ZM70 173L71 174H67L66 175V178L64 179V181H66L67 179H69V177H70V180L73 181V179L75 177H73V172H70ZM201 173L202 172H199V176H200ZM53 182H55L57 185H64V184L68 185V183L63 182L62 180L53 181ZM134 183H135V180H134ZM27 184H29V183L27 182L26 185ZM179 185H181V184H179ZM179 188H181V187H179ZM148 190L145 191V192L150 193ZM25 191H26V189H25ZM255 193H257V192H255ZM122 195H124V194H122ZM186 197H187V201H190L191 202L190 203V206H191L192 203H193V193H192V196L191 195L187 196V194H186ZM187 201L180 200V202L178 204H175V207L173 209L179 208V212L178 213H180V212L187 213V214L193 213L194 210L192 208L188 209L189 205L188 206H185L184 205V203H186ZM110 202L112 203L111 200H110ZM156 202H157V204H156ZM113 204H114V202H113ZM155 205H156V207H155ZM199 206L200 205H197L194 208L197 209V208H199ZM215 206H216L215 205V202H213L212 203V207H215ZM110 208H111L110 212H107ZM155 209H156L157 212L155 211ZM159 209H161V208H159ZM14 211L17 212V213H19V214H21L22 215V218H20V216L18 214H16ZM210 211H213V209H211ZM57 212H60V213L57 214V216L59 214H61V213H64V215H65V212L63 210H58ZM222 212H224V213H222ZM222 212L217 213L216 211H213V212H211L212 215H209L208 216V217H211L212 218V216H215L216 214H218V216L216 217L217 219H215V221L217 223H219V224L220 223L222 224V228H220L221 232L218 230L220 232L219 234L222 235L223 237H225L229 241L230 245H232L236 241L237 237H241L242 240H244L243 237H242V232H241L240 229H238V228L235 229L236 232H238V235H236L234 233L233 228L236 227V226L229 221V217H230L229 210L228 211L227 210L226 211L223 210ZM72 213H75V212H72ZM137 213L138 212H136V214ZM164 213L169 214V213H173V212H170L169 209H164ZM80 215L86 217L87 214H84V213L82 214L81 213ZM70 216H71V214H69V217L68 218H70ZM61 219H63V218H61ZM61 219H60V224H59L60 226L58 225L59 226L58 227L59 228V231L58 232H60V230L62 229L61 230V234H60V236L58 238L59 240L57 241V239L54 238L53 240H50V242H49V241H44V239H42V237H41V239L43 241H41V239H39L37 241V242L40 241V243H35L33 247L30 244L31 247H30V249L28 248L29 249V252L26 254V257L27 258L25 259V263L24 264H35L36 263L35 261L32 260V257H31V256H33V254H31V252L33 251V248H35V247L44 248V247L47 246L49 248L47 250V252L49 254H52V252H62V251H65V250L66 251H74V248H76V247H75V245L74 246L71 245V243L74 244L73 242H75L77 239L75 241L73 240L72 242L70 241L71 238H72L71 235H70V232H72V229H71L72 227H65V226H63V221L64 220H61ZM2 220H0V225L2 224V222H1ZM18 225H20V224H18ZM28 227H30V226H28ZM107 227L108 228H111L109 226H107ZM23 228H22V230H23ZM6 229H9V228L7 227V228H5V230ZM57 229H56L55 232H57ZM11 230H13V232L14 231H17V232H15L11 236H9V234H6L5 232H1L2 230L0 231L1 232L0 233V245L2 246V247H0V250L6 249L4 251H7L9 249V247L13 246L14 244H17L15 246L16 250L19 249V251H21L20 249H22V248L24 249L25 247H27L28 246L27 243L30 242L33 238H35V237H33L34 236L33 231L30 230V229L26 233L23 232L21 230V228H19L17 230H14V229H11ZM225 230H226V232H225ZM42 232L45 235V231L42 230ZM111 232L113 234H118L119 238L121 239L120 245L117 243V245H114L111 248L110 245H111V243L113 241L110 238L111 234H108V235H105V237H102V239H101L100 242L95 243L94 245H88V246H86V243H85L83 245V247L80 249V250L86 249L87 250L86 251V254H89L91 256L90 259H89V263L88 264H92V263L93 264H106V261L108 262V264H129L132 260L134 261V257H135L134 254H136L135 250L138 247H143V248L147 249V251L150 252V253H153L154 252L153 249L156 246V244L154 243V238L152 237L151 232L149 234H147L146 236L142 237L139 240L136 239V234H134V238H132L131 230L128 231V237L121 236L126 231L112 229ZM41 236H43V235H41ZM38 238H40V236H38ZM83 238H85V237H83ZM252 239H255V238H252ZM39 244H41V245H39ZM160 244L162 246H165L162 242ZM241 244L244 245V249H247L248 248V243L244 242V243H241ZM118 245H119V248H121L122 250L119 253H116V246H118ZM181 247L183 248L182 251L180 249ZM110 248H111V250H114L115 252L114 251H111ZM162 250L164 251V254H173L172 252L175 251V253H176L175 254L176 255L175 261L177 262V264H185V261H187V264H192V261L191 260H193V254H192V251L190 250V247L188 248L187 246H177L176 245L172 249V252L171 253H169V250L170 249H168V248H165V249H162ZM234 250L237 251V249H234ZM137 251H139V250L137 249ZM5 253H7V252H5ZM121 253H122V255H121ZM238 253H239V250H238ZM3 254L0 255V264H5L6 263L5 262L6 261V257H3L2 258V256H4ZM180 256L185 257V260L181 261V259L179 258ZM209 256H210V260L212 262V263H209V264H213L218 259L217 256H213V255H209ZM86 259L88 261V257ZM218 261H219L220 264H222V263L225 264L224 260H222L221 258ZM144 264H156V262H155V260H153L150 257H148L147 260L144 261Z\"/></svg>","mask_w":264,"mask_h":264},{"label":"snow or ice","instance_id":"6c2138e0","mask_svg":"<svg viewBox=\"0 0 264 264\" xmlns=\"http://www.w3.org/2000/svg\"><path fill=\"white\" fill-rule=\"evenodd\" d=\"M80 0H78V3ZM169 11H171L169 9ZM239 11L244 14V22L246 25V33L247 38L249 40H256L264 42V34L260 33L259 31H255L253 28V24L251 19L248 18L247 14L245 13V7L243 0H241ZM203 19V17H201ZM209 20H211V16L208 17ZM261 23H264V20L260 21ZM221 28H226L227 25L223 22L221 23ZM230 34V30H229ZM109 45L110 48H115L116 45L120 43L119 39H114L113 37H108L105 41ZM161 43L163 44L164 41L161 40ZM125 47H129V44L126 42ZM131 50L135 52L136 45L131 44L130 45ZM89 53H91V47L89 46L88 49ZM226 52L231 53V48H225ZM189 60L192 59L191 56L188 57ZM215 55H209L208 57V67H203L199 62H197V67L201 68V71H211V64H214L216 61ZM236 56L233 54L231 56L230 61L225 65L224 67V73L226 76V82L227 87L230 90L231 94L234 96L235 100L242 104L244 108H247L249 110H252V105L249 104L248 100L245 98L244 94L239 91L236 83V72L237 69L235 67L236 64ZM257 64L256 73H257V82L255 83V87L258 89V96L260 99L258 100V107L256 108V111L259 112V114L264 117V71L261 70L259 66L258 61H253ZM169 68L174 67L175 71L177 72L178 76L180 74V70L182 68V64L177 62L174 66L172 65V61L170 60L168 62ZM153 75H156L157 72L155 70V65L153 66ZM119 74V69L116 70ZM185 76H179V83L177 87V96L176 99L172 100V104L175 106V108L182 110L183 109V99L181 98L182 93H187L193 97L194 100V106L200 105L202 110V115L200 119L207 120L210 123H216L221 120V117L212 109L209 107L208 104L205 103V101L201 98L199 95L202 92L201 89V80L197 74L196 71H193L191 69L186 70ZM19 74H17L18 76ZM160 75H163L164 83H171V80L168 76L164 75L163 72L160 73ZM190 77L191 79H188ZM152 85L149 84L148 88L151 90ZM166 91V88L163 86L161 87V95L163 96L164 92ZM26 95V94H25ZM79 94L77 93V99H79ZM27 103V102H25ZM95 112V110H93ZM95 119H99V113L95 112ZM35 120V117H33ZM229 124H232V120H228ZM50 127L54 130L55 129V122H53ZM82 127H86V125H82ZM240 132L244 133L247 131V125L243 122L240 123ZM12 125L11 123L8 124L7 130L4 131L3 137L4 140L0 143H6L7 145V151L11 152V162L14 164L17 168L21 167V160H20V154L13 142V135H12ZM99 132V129L95 130L92 134L93 136H96ZM133 135H135L133 133ZM45 142H48L47 135L45 136ZM99 143H103V140H100ZM165 144H167V141H165ZM144 148L148 149L149 151L152 150V141L149 140L146 143H144ZM123 147V146H122ZM210 145L207 143H204L203 151L204 153H208L210 149ZM92 148L93 146L91 144H88L87 150L83 153L84 162L85 164H88L89 158L92 155ZM60 150L63 151V146H60ZM189 153L191 154V150L189 149ZM49 156L52 155V153H48ZM107 155L106 152H102V154L99 156V160L103 161L105 159V156ZM222 158V154L220 152H216L215 156L213 157L214 161H220ZM118 157L116 155L112 156V160L116 161ZM152 160L154 162L157 161V157L153 156ZM227 164L224 167V181L225 183L231 182L232 189L228 194L227 197V203H235V204H243L244 207L248 209H260L264 210V172H259L257 174V179L255 180V183L252 182V177L248 178V182L245 186V190L240 192V199L233 200V195L236 193V188L238 185L243 184L244 182L238 181L234 175V168L232 163V157L227 158ZM261 164H264V157L260 158ZM131 163V165L136 166L137 161L131 159L127 155L123 156V167H118L116 170H113V174L111 179H107V183L113 185L117 189L120 190L122 194H126L128 199L132 202L133 205L136 203V192H135V186L128 183L129 181V172H128V165ZM237 165L241 163V161L236 162ZM59 164L61 165L60 169L56 171L55 173L51 169H42L43 171H46L48 176L53 177L56 180H64L66 178V172L64 170L65 168V161L61 160L59 161ZM91 167L96 168L97 162H93L91 164ZM175 167V165H173ZM181 170L183 172V182L181 183L180 187L184 188L185 185L188 187L185 189L186 191L193 193V203L191 206L195 207L197 205H202L203 198H202V191L204 188V180H203V174H200V182L199 186L195 183V181L192 179L193 173L189 172L184 168L183 165H180ZM37 168L40 169L41 165L37 164ZM211 168L213 172L217 169V164L212 163ZM156 170L159 174V182L157 183V187L154 189L155 193L161 197V207H166L169 210H171L172 205L178 204L180 202L179 196L177 191L173 187V177L172 176H165L163 170L161 169V164L159 162H156ZM144 174L148 175L147 169L144 170ZM151 180V177H149ZM153 183H156V181H152ZM255 188L257 193L259 195L253 194L252 189ZM147 191V189H146ZM110 199L113 202L119 203V199L117 196L113 195L110 197ZM239 215L242 219L247 220V226L251 228V231L253 233L257 232V221H261L264 219V217H261L260 215H248L245 217V214L243 212L240 213H234L233 216ZM259 234L260 238L264 239V227L259 228ZM75 235H85L87 236V233H81L79 230L75 233ZM243 251L247 252V249H244ZM174 254V253H173ZM181 260H185V257L180 256ZM185 264H187V261H185Z\"/></svg>","mask_w":264,"mask_h":264}]
</instances>
